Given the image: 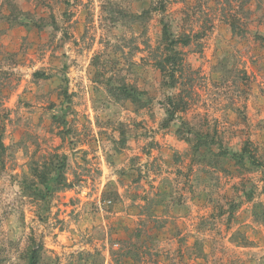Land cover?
I'll list each match as a JSON object with an SVG mask.
<instances>
[{
	"label": "rangeland",
	"instance_id": "obj_1",
	"mask_svg": "<svg viewBox=\"0 0 264 264\" xmlns=\"http://www.w3.org/2000/svg\"><path fill=\"white\" fill-rule=\"evenodd\" d=\"M0 141V264H264V0H0Z\"/></svg>",
	"mask_w": 264,
	"mask_h": 264
},
{
	"label": "trees",
	"instance_id": "obj_2",
	"mask_svg": "<svg viewBox=\"0 0 264 264\" xmlns=\"http://www.w3.org/2000/svg\"><path fill=\"white\" fill-rule=\"evenodd\" d=\"M161 10L164 9L163 5H161ZM142 18L140 16H137V20L140 21ZM20 23V22H18ZM161 25H162V33H161V41L162 44L165 46V50L169 51V53H165L164 57L159 58V60H155V66L157 68V70L162 74L163 78L165 79V81L163 82V84L165 85V87L169 88V89H173L176 85V79L174 76V72L178 69L177 66L180 62V59L177 56V53L175 52V47L178 44H181L183 46L187 45L188 40L184 39L181 40V38L176 37L172 34L171 30H170V26L168 24H166L165 22L161 21ZM171 52V54H170ZM174 53V55H173ZM37 75V74H36ZM120 95H122L124 98H134L136 99L137 97L139 99H141L143 93H138V95L135 94L134 91H132L131 89H128L126 87H121L120 88ZM169 101V107L166 109V118H165V127H167L169 125L170 122H172L174 116L176 115V113L178 112H182L184 110V108L182 106L179 107L178 103L183 104L182 100H180L179 102L176 101V104H173L171 100ZM171 104V105H170ZM185 106V104H183ZM3 146L1 144L0 141V154L2 152ZM230 158L233 159H237L236 161H241L242 159H246L247 162L249 163L250 166H252L255 169H263L264 170V166L261 162H259L255 156L249 151L248 147H244L240 153L234 154V153H229L227 154ZM64 168V164H60L57 168L56 171H61ZM33 175L37 176V179L39 178L40 183L43 184L45 186V190L46 191H51V186H50V181L47 180L45 181V174L44 173H40L37 174V168H35L33 170ZM66 187V186H63ZM68 187V186H67ZM21 188L24 189H30L29 187H27L25 184L21 185ZM37 191V190H34ZM39 192V191H37ZM41 193V192H39ZM31 195L34 198H37L36 195L38 194H34V192L31 193ZM38 263V248L33 250H30V253L28 254V263L27 264H37Z\"/></svg>",
	"mask_w": 264,
	"mask_h": 264
}]
</instances>
